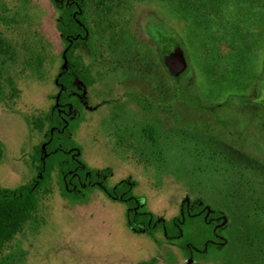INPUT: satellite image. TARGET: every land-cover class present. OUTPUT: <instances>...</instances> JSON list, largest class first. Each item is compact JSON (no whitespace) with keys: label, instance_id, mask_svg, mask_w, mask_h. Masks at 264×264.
Returning a JSON list of instances; mask_svg holds the SVG:
<instances>
[{"label":"rangeland","instance_id":"374dc122","mask_svg":"<svg viewBox=\"0 0 264 264\" xmlns=\"http://www.w3.org/2000/svg\"><path fill=\"white\" fill-rule=\"evenodd\" d=\"M123 2L86 10L92 43L76 49L91 78L74 133L81 157L108 170L111 187L129 180L159 219L184 201L222 212L223 243L196 262L264 264V0ZM58 18L53 0H0V188L38 175L47 123L38 130L34 118L55 107L65 62ZM173 44L187 63L179 76L167 66ZM58 181L52 168L0 264L194 262L161 231L154 240L131 230L125 202L97 188L73 203Z\"/></svg>","mask_w":264,"mask_h":264},{"label":"trees","instance_id":"16d2710c","mask_svg":"<svg viewBox=\"0 0 264 264\" xmlns=\"http://www.w3.org/2000/svg\"><path fill=\"white\" fill-rule=\"evenodd\" d=\"M53 4L59 14L57 29L65 43V62L57 76L58 100L44 119L34 118L38 130H43L47 123V142L33 156L38 175L16 189L0 188V247L10 243L30 220L38 203L39 188L49 177L52 168H56L58 183L68 200L73 203L84 201L91 191L102 189L110 198L126 203L127 225L131 230L145 233L154 240L161 231L168 242L175 243L183 250L186 259L194 261L188 264H200L196 262V256H208L223 243L225 215L218 209L207 207L205 203L184 201L177 216L168 220L159 219L145 209L144 199L135 193L129 180H122L111 187L106 179L108 170L88 166L74 138L85 117L83 89L80 86L82 83L89 85L91 80L89 69L76 50L80 44L89 46L92 43L86 10L93 4L113 12L124 6L123 0H53ZM233 5V12H236L237 3L231 7ZM9 83L12 89L10 97L13 99L19 95V90L12 79ZM4 99L0 93V101ZM3 156L4 149L0 143V162Z\"/></svg>","mask_w":264,"mask_h":264},{"label":"water","instance_id":"95a60500","mask_svg":"<svg viewBox=\"0 0 264 264\" xmlns=\"http://www.w3.org/2000/svg\"><path fill=\"white\" fill-rule=\"evenodd\" d=\"M186 58L182 50L176 44L171 45L167 56V66L173 75L179 76L186 69Z\"/></svg>","mask_w":264,"mask_h":264}]
</instances>
